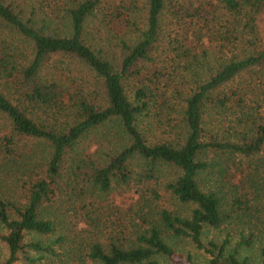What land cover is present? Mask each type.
I'll return each mask as SVG.
<instances>
[{"label":"trees","instance_id":"obj_1","mask_svg":"<svg viewBox=\"0 0 264 264\" xmlns=\"http://www.w3.org/2000/svg\"><path fill=\"white\" fill-rule=\"evenodd\" d=\"M12 1L0 0V169L13 170L16 189L11 196L0 197V242L6 250L0 264L33 262L52 252V241L42 238L52 231V220L41 216L40 208L56 191L67 152L83 136L111 121L119 130L121 142L101 162L89 157L84 183L97 192L128 183L129 161L135 156L145 162V177L152 176L159 164L173 167L175 173L164 186L188 207L187 211L159 208L145 229L125 241L91 243L87 256L92 264H160L157 256L171 260L177 255L167 237L187 238L208 254V264H244L245 258L237 255V245L226 251V237L218 242L202 241L203 228L218 226L223 214L219 194L201 184L199 174L209 165L202 157L207 150L244 156L260 151L264 146V120L251 121V135L232 142L205 132L204 111L208 105H222L238 93L235 88L230 94L216 91L262 63L264 46L225 57L204 77L197 78L183 97L178 137L149 141L140 125L155 95L143 81H155L157 70L144 74L131 98L125 92L124 80L137 73L139 62L150 57L165 0H143L141 16L138 11L134 14L133 8L139 9L135 0H27L28 14ZM263 7L264 0H173L169 12L180 32L171 39L185 59L188 54L195 57V45L227 40L232 31L239 32L241 23L253 27ZM41 10L45 14L60 12L65 30H50L45 17L33 16ZM98 13L103 21L120 26L117 61L101 54L87 39L86 22ZM53 54L83 62L99 79L102 95L90 96L76 87L62 68L47 67L46 60ZM30 141L43 146L45 154L39 162ZM90 154L87 152V156ZM248 239L241 237L240 241L248 244ZM258 257L259 264H264V241ZM184 260L193 264L188 254Z\"/></svg>","mask_w":264,"mask_h":264},{"label":"rangeland","instance_id":"obj_2","mask_svg":"<svg viewBox=\"0 0 264 264\" xmlns=\"http://www.w3.org/2000/svg\"><path fill=\"white\" fill-rule=\"evenodd\" d=\"M135 1L139 9L133 8L134 14L138 11V16H141L143 0ZM172 1L165 0L159 33L150 50V57L139 62L137 73L124 80L125 92L131 98L144 74L154 68L157 70L155 81H143L155 95L142 115L140 125L149 141L170 140L177 136L183 97L197 78L204 77L225 57L238 56L249 48L264 46L263 7L256 14L253 27L242 26L241 23L239 32L232 31L227 40L217 39L209 44L204 42L202 46L195 45V57L188 54V59H185L186 55L181 53L177 42L171 39L176 32L179 36L180 32L170 16L169 5ZM12 2L17 7L19 4L28 14L30 6L27 0ZM34 15L36 18L45 17L50 30H65L66 23L60 12L45 14L41 10ZM99 17L98 13L86 22L87 39L101 54L117 61L120 54L117 41L121 30L117 31L120 26L115 27ZM46 64L47 67L62 68L73 84L90 96L98 98L102 95L97 76L77 58L53 54L47 58ZM233 88L238 91L236 95L227 98L222 105L216 103L205 108L204 130L217 139L240 142L251 135V121L264 120V61L241 72L216 92L230 94ZM160 98L163 99L161 103L158 102L162 100ZM120 139L119 130L111 121L83 136L67 152L56 191L52 199L40 208V215L52 220V231L42 237L52 241V252L33 262L17 260L15 264H92L93 261L87 256L91 243L104 244L109 239L125 241L132 238L155 218L159 208L187 211L188 206L175 199L164 186L165 181L175 173L174 168L166 164L157 165L153 175L145 177L142 174L146 167L144 160L134 156L129 161L131 178L128 183L113 185L107 192L91 190L89 184L84 183V172L90 165L89 157L96 162L103 161L106 154L121 142ZM29 146L39 162L45 154L42 144L30 141ZM87 152L91 153L90 156H87ZM202 157L209 165L199 174V180L204 186L216 189L223 214L218 226L203 228L202 241L213 239L218 242L226 237V251L237 245V255L245 258L244 264H259L258 249L264 241V146L251 156L207 150ZM12 171L0 169V197L11 196L16 189L15 173ZM246 236L249 238L248 244L240 241L241 237ZM167 240L177 255L171 260L157 256L160 264H185L186 254L193 264H208V254L187 238L167 237ZM5 253V246L0 242V257L3 258ZM31 254L36 255L34 251Z\"/></svg>","mask_w":264,"mask_h":264}]
</instances>
